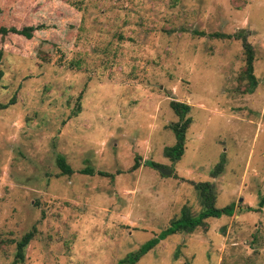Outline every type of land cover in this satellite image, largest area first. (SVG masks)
<instances>
[{"label": "rangeland", "instance_id": "374dc122", "mask_svg": "<svg viewBox=\"0 0 264 264\" xmlns=\"http://www.w3.org/2000/svg\"><path fill=\"white\" fill-rule=\"evenodd\" d=\"M22 22L47 27L0 38V264L27 231L17 264H118L200 210L199 181L232 213L134 264H264V0H0V24ZM171 99L190 117L176 161Z\"/></svg>", "mask_w": 264, "mask_h": 264}, {"label": "trees", "instance_id": "16d2710c", "mask_svg": "<svg viewBox=\"0 0 264 264\" xmlns=\"http://www.w3.org/2000/svg\"><path fill=\"white\" fill-rule=\"evenodd\" d=\"M47 25L44 23H26L22 22L20 25L16 24H0V38L15 36L24 40L30 39L33 32L46 28ZM223 36V35H220ZM244 38V36H241ZM243 53L245 55V66L244 73L247 78V84L245 91L251 92L255 86V77L252 74V58L253 52L248 43L243 40ZM6 104L0 105L5 107ZM168 105L172 112L177 116V120L171 122L167 127L171 130L174 136V143L163 149L164 156L171 161H176L180 158L184 149V133L187 126L190 123V117L187 115L189 105L183 102L175 101L171 99ZM55 164L59 169L60 174L68 175L72 172L70 166L66 163L62 155H57L55 158ZM147 165L150 167H157L158 164L153 161H147ZM137 163L134 162L132 168H135ZM222 161L219 160L214 164L212 170H210L211 176H215L221 171ZM83 171L90 172L89 168H85ZM98 174H103L100 171ZM195 190L197 191L198 199L200 202V210L195 214L191 215L188 207L182 206L176 217L171 218L165 228L154 237L149 238L138 246L135 251L129 252L122 259L118 261V264H134L144 253L158 243L159 240L165 236L179 233V232H191L198 224L203 223L202 220L207 217H219L221 215H230L232 213V204H227L222 207L214 206V192L211 183L207 181H199L193 183ZM258 206L264 204V196L258 200ZM247 211L253 210L252 207L246 206ZM32 237V231L25 232L15 242V252L11 264H17L22 261V252L28 241Z\"/></svg>", "mask_w": 264, "mask_h": 264}, {"label": "water", "instance_id": "95a60500", "mask_svg": "<svg viewBox=\"0 0 264 264\" xmlns=\"http://www.w3.org/2000/svg\"><path fill=\"white\" fill-rule=\"evenodd\" d=\"M156 169L162 174H168L170 172L168 169H164V168H160V167H156Z\"/></svg>", "mask_w": 264, "mask_h": 264}]
</instances>
